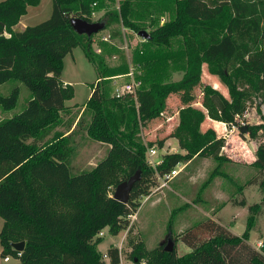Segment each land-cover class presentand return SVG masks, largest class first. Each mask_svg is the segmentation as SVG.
Instances as JSON below:
<instances>
[{
  "label": "trees",
  "instance_id": "obj_1",
  "mask_svg": "<svg viewBox=\"0 0 264 264\" xmlns=\"http://www.w3.org/2000/svg\"><path fill=\"white\" fill-rule=\"evenodd\" d=\"M90 1L52 0L47 19L19 31H12L11 25L38 0L0 2L1 108L14 109L22 87L28 91L20 110L0 120V255L16 257L19 264H120L117 247L108 248V262L104 260L96 249L97 235L105 228L112 235L130 231L127 216L135 212L139 198L155 186L157 175L196 157L228 161L222 153L224 136L212 128L202 130V123L209 117L234 124L244 95L232 78L253 81L264 77V27L252 5L255 0H144L148 8L174 13V18L151 31V39L145 42L168 46L171 38L181 37L187 67L176 82L141 84L135 93L108 97L104 58L92 49L94 34H77L70 24L72 17L90 21ZM134 1L122 0L119 10L107 12L103 17L106 27L120 22L139 32L129 20ZM77 46L98 77L87 101L74 105L83 111L72 129V112L65 101L73 96L74 88L64 84L61 73L64 57ZM232 59L238 61V67L229 77L226 66ZM203 63L227 87L229 99L204 85L202 105L210 113L191 104L181 107L178 124L169 134L184 153H166L158 165L149 166L145 152L154 144L162 148L165 138L143 142L141 128L162 114L170 94L181 93L184 102L191 98ZM253 85L258 87L256 82ZM5 86L9 88L1 92ZM66 123L67 134L61 135L56 128ZM77 129L107 144L108 150L92 169L73 173L68 141ZM260 130L264 134L263 124L248 126L247 134L239 135L256 138ZM252 164L260 173L264 171V141L257 146ZM137 169L141 178L128 202L114 199L113 189ZM263 203L247 206L248 220L261 212L255 208ZM232 205L244 207L246 200H232ZM250 226L237 235L212 218L201 219L177 235L189 252L177 255L175 249L168 253L159 248L144 264H264V252L248 242ZM168 228L171 232L170 223ZM20 241L24 248L18 255L11 244ZM140 249L141 242H134L132 253Z\"/></svg>",
  "mask_w": 264,
  "mask_h": 264
},
{
  "label": "rangeland",
  "instance_id": "obj_2",
  "mask_svg": "<svg viewBox=\"0 0 264 264\" xmlns=\"http://www.w3.org/2000/svg\"><path fill=\"white\" fill-rule=\"evenodd\" d=\"M4 1V0H0ZM74 1V0H69ZM122 0H91V22H104L103 30L92 37V49L101 54L106 65L104 74V91L108 97L114 95L115 90L124 86L127 82L139 80L144 87L151 85H164L180 80L187 67L188 59L185 55L183 39L181 37L171 38L168 46L153 45L146 43L138 36V32L122 23L111 22L106 27L103 17L107 12L119 10ZM95 3V5H94ZM258 18H261L264 27V0H255L252 3ZM132 14L129 20L138 29L145 30L148 34L160 25L172 20L174 13L171 11H158L155 6L148 8L144 0H135L131 3ZM52 11V0H38L35 5H29L18 21L11 25L12 31H19L27 25H35L47 19ZM109 20V19H108ZM107 20V21H108ZM9 33H6L8 36ZM104 38V39H103ZM254 47L250 51H254ZM238 67V61L232 59L226 66V73L230 76L233 70ZM97 71L94 65L89 62L82 49L77 46L72 49L63 59V69L61 80L65 84H70L74 88L73 96L65 101L66 105H81L87 101L91 92V85L97 80ZM237 88L244 95V102L241 110L235 115V133L232 138L224 136L226 143L222 149L224 156H235L240 151L238 144L240 139L239 128L245 126H264V77L254 78L253 81L234 79ZM258 84V87L253 85ZM209 85L216 88L223 96L229 99L227 87L222 83L217 75L208 71L206 63L202 64L201 78L187 101L181 100V93H172L166 100L165 110L160 116L146 123L141 128L140 138L143 142L157 141L165 138L169 145L165 149L158 148L156 144L150 148L155 150L152 157H148V148L145 152V160L151 167L161 161L165 153L182 152L183 150L175 144V138L169 134L178 124V110L191 104L204 112L210 113L204 108L203 87ZM9 86L1 89L5 92ZM27 89L22 87L17 106L5 111L0 106V120L11 117L20 110L27 97ZM71 108V126L76 124L78 116L83 108L79 106H68ZM87 118V117H86ZM65 126L56 128L64 135L67 131ZM205 124L201 127L205 130ZM72 129H74L72 127ZM226 130V129H225ZM226 133V132H225ZM247 134V132L245 133ZM63 135V136H64ZM172 138V139H171ZM174 138V139H173ZM248 149L246 158L231 159L218 162L211 157H196L186 163H180L179 173L170 180L167 187L156 190L155 186L150 188L147 195L139 198L135 212L128 215L130 220V231L122 230L116 235L109 233L108 229H103L97 236V251L108 262L105 256L106 250L110 247H117L120 254V264H144L159 248L166 245L169 233V223L171 224V234L175 243L177 255H182L190 249L177 239V235L192 224L204 218H212L228 228L231 232L241 235L247 224L251 223L248 241L254 247L264 252V203L255 208L256 214L252 220H248L247 206L253 203L264 201V171L251 160L256 148L264 141V134L260 130L256 138L246 135ZM68 146L72 149L71 167L76 173L84 169H92L107 153L108 145L89 138L85 131L75 130ZM236 150V152H235ZM246 151V150H245ZM234 154V155H233ZM235 158V157H234ZM148 160V161H147ZM237 160V161H236ZM151 164H150V163ZM253 180V183L248 182ZM263 186V189L260 186ZM115 188L113 189L114 192ZM246 200V206H234L232 200ZM248 220V221H247ZM249 222V223H248ZM3 219L0 217V229ZM141 242L139 253H132L134 242ZM9 261L5 262L0 255V264H19V259L8 256Z\"/></svg>",
  "mask_w": 264,
  "mask_h": 264
},
{
  "label": "water",
  "instance_id": "obj_3",
  "mask_svg": "<svg viewBox=\"0 0 264 264\" xmlns=\"http://www.w3.org/2000/svg\"><path fill=\"white\" fill-rule=\"evenodd\" d=\"M70 24L77 34H85L88 37H91L93 34H96L99 31L103 30L105 26L103 22H91L79 17H72L70 19ZM138 36H140L144 40L151 39L150 34H148V32H146L145 30H140L138 32ZM246 132L247 128L245 126L239 128V133L245 134ZM140 178L141 172L140 169H137L126 180H123L117 184L113 193V198L118 200L119 202L127 203L132 188L134 187L135 183L140 180ZM166 239L167 242L166 245L163 247V250L168 253L173 252L175 249V243L173 241L172 234L170 231ZM11 245L17 252H21L24 248V241L12 243Z\"/></svg>",
  "mask_w": 264,
  "mask_h": 264
},
{
  "label": "built area",
  "instance_id": "obj_4",
  "mask_svg": "<svg viewBox=\"0 0 264 264\" xmlns=\"http://www.w3.org/2000/svg\"><path fill=\"white\" fill-rule=\"evenodd\" d=\"M95 5V3H94ZM104 39V38H103ZM141 86V82L139 80H134L132 78V81L127 82L124 86L119 87L115 90L114 96L119 97L122 96L126 93H135L136 90ZM232 129H234V126H232ZM155 154V150L153 148L148 149V157H152ZM148 161V160H147ZM161 161L156 162L155 164H150L154 165V167L156 165H158ZM179 169H180V165H176L171 171L166 172L162 175H157L156 177V184H155V189L156 190H160L164 187L168 186V183L170 182L171 179H173L178 173H179ZM20 254V252H18V255ZM9 260V257H5L4 261Z\"/></svg>",
  "mask_w": 264,
  "mask_h": 264
},
{
  "label": "crops",
  "instance_id": "obj_5",
  "mask_svg": "<svg viewBox=\"0 0 264 264\" xmlns=\"http://www.w3.org/2000/svg\"><path fill=\"white\" fill-rule=\"evenodd\" d=\"M65 84V83H64ZM66 105V104H65ZM74 105H77V104H74ZM74 105H66V106H74ZM205 124V126H206V128H205V130L206 129H208V128H212L215 132H216V134L218 135V136H227L228 138H232V139H235L234 137H233V134L235 133V129H232V127H230L229 125H227V124H225V123H223V122H221V121H217V120H214V119H211V118H209V117H206V119L204 120V122L202 123V127H203V125ZM204 126V127H205ZM72 127H74V125L72 126ZM226 129V130H225ZM226 132V133H225ZM172 139V138H171ZM174 139V138H173ZM175 140V144L178 146V142H177V140L176 139H174ZM167 145H169V142H168V140H165L164 141V145H163V147H162V149H165V146H167ZM237 147H239V149L237 150V151H240L237 155H235V156H228L229 158H231V159H239V158H237V157H241V158H246V156H248L247 155V150H249L248 149V146H247V143H246V141H244L243 139H240V142H239V144H238V146ZM246 150V151H245ZM235 152H236V150H235ZM182 153V152H181ZM166 154V153H165ZM234 155V154H233ZM235 157V158H234ZM251 160H243V161H245V162H247V163H250V162H252V161H254V156L252 157V158H250ZM237 161V160H236ZM248 161H250V162H248ZM250 244H252L250 241H248ZM9 260H7V261H5V262H8Z\"/></svg>",
  "mask_w": 264,
  "mask_h": 264
}]
</instances>
